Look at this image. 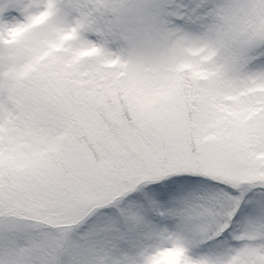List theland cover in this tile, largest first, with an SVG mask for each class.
I'll list each match as a JSON object with an SVG mask.
<instances>
[{
    "label": "snow or ice",
    "instance_id": "snow-or-ice-1",
    "mask_svg": "<svg viewBox=\"0 0 264 264\" xmlns=\"http://www.w3.org/2000/svg\"><path fill=\"white\" fill-rule=\"evenodd\" d=\"M0 264H264V0H0Z\"/></svg>",
    "mask_w": 264,
    "mask_h": 264
}]
</instances>
